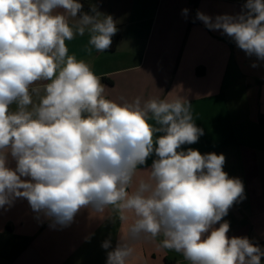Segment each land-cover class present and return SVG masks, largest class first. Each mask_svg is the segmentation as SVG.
Listing matches in <instances>:
<instances>
[{
  "label": "clouds",
  "instance_id": "obj_1",
  "mask_svg": "<svg viewBox=\"0 0 264 264\" xmlns=\"http://www.w3.org/2000/svg\"><path fill=\"white\" fill-rule=\"evenodd\" d=\"M83 7L0 0V208L24 198L61 227L85 208L126 223L106 264H130L136 243L157 238L189 264H261L264 250L246 236L229 237V222L221 223L245 192L223 170L224 154L182 150L204 134L191 103L182 96L117 103L89 64L69 55L66 41L77 35L87 32L89 53L105 52L118 31L111 15ZM243 7L235 16L213 20L198 11L197 18L264 61V0ZM153 155L148 179L137 180Z\"/></svg>",
  "mask_w": 264,
  "mask_h": 264
},
{
  "label": "crops",
  "instance_id": "obj_2",
  "mask_svg": "<svg viewBox=\"0 0 264 264\" xmlns=\"http://www.w3.org/2000/svg\"><path fill=\"white\" fill-rule=\"evenodd\" d=\"M87 1L113 17L121 38L114 51L89 53L86 32L66 41L69 55L89 64L105 97L117 103L185 97L204 134L182 150L224 154L223 170L241 179L245 192L221 223L229 222V237L246 236L264 250V61L248 56L222 30L193 22L198 11L213 20L238 15L246 0ZM153 159L138 169L137 180L148 179ZM8 166L15 168L10 156ZM95 215L82 209L61 227L16 198L0 208V264H106L127 224ZM160 239L136 243L130 264H189L160 247ZM105 240L109 249L101 246Z\"/></svg>",
  "mask_w": 264,
  "mask_h": 264
},
{
  "label": "trees",
  "instance_id": "obj_3",
  "mask_svg": "<svg viewBox=\"0 0 264 264\" xmlns=\"http://www.w3.org/2000/svg\"><path fill=\"white\" fill-rule=\"evenodd\" d=\"M80 2L83 4V11L84 12H88L89 11V9H90V6L91 5H94V4H92V3H90L89 1H87V0H80ZM198 18H197V15L195 16V18H194V20H193V22H198ZM120 38H121V36H120V34H117L116 33V35L115 36H113V38H112V45H111V47L107 50V51H114V50H116V48H117V46H118V43H119V41H120Z\"/></svg>",
  "mask_w": 264,
  "mask_h": 264
}]
</instances>
